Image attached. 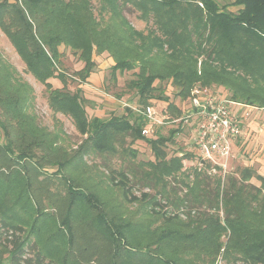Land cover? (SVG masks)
<instances>
[{
	"label": "trees",
	"instance_id": "1",
	"mask_svg": "<svg viewBox=\"0 0 264 264\" xmlns=\"http://www.w3.org/2000/svg\"><path fill=\"white\" fill-rule=\"evenodd\" d=\"M98 2L99 18L94 12L93 0H0V29L9 37L27 71L49 89L53 87L49 81L51 77L66 78L57 73L61 64V45L71 48L83 60L84 67L77 72L81 82H86L97 65L94 53L107 51L114 58L113 77L118 72L132 71L133 77L126 87L138 94L141 106L138 113L112 115L107 119L89 118L81 88L76 91L55 89L50 93V106L56 112L70 115L81 133L87 134L77 149L82 156L90 150H115L118 135L128 132L136 140H145L151 145L156 157L152 164L162 173L180 170L183 159L194 153L186 152L180 156L174 151L169 155L166 147L169 142H175L174 137L183 130L182 124L178 122V127L168 136L148 137L143 133L149 124L145 114L147 107L167 102V122H174L183 113L182 108L170 100L165 88L157 85L160 81L172 79L181 100L189 97L195 84L217 82L233 91V99L264 107V70L254 68V52L250 46L238 49L244 45L239 44L242 38H246L247 43L250 40L264 47V0H232L223 6L217 0ZM127 3L140 10L144 19H152L156 31L144 34L137 30L125 16ZM230 6L238 9L230 10ZM106 13L109 14L107 20ZM188 18L197 22L204 20L218 36L217 53L208 52L201 68L198 67L200 47L186 43L187 37H182L186 23L190 22L185 21ZM228 66L233 69L229 70ZM239 69L250 79L237 73ZM153 101L158 103L153 105ZM33 107L31 86L16 75L12 65L0 54V182L3 183L0 199H7L12 205L21 206L25 213L32 214L33 207L28 202L33 198L31 193L27 188L12 189L9 183L15 182L14 177H20L22 172L30 173V168L57 166L55 173L61 174L68 188L65 206H59L60 229L69 230L71 238L66 249L53 244L55 231L46 232L52 236L43 242V229L36 219L28 224L26 219L20 221L0 212V264H214L224 230L217 217L201 216L194 227L185 229L179 223L178 212L168 214L166 205L153 199L148 192L135 194L129 174L117 169L109 174L110 183L123 190L128 202L151 205L149 216L152 218V213H161L168 228L161 232L159 228H153L152 222L142 224L121 213H111L106 209L107 202L96 191L70 175L72 157L59 143L61 132L41 125ZM63 170L68 174H62ZM254 176L261 179V186L249 184ZM220 181V178L210 181L207 176L196 178L184 196L173 201L174 206L179 209L187 199L200 203L206 200L211 206L217 205ZM33 182L34 177L28 178L27 187ZM212 182H218L219 187L212 186ZM227 187L229 191L225 190L223 199L232 230L227 252H236L233 264H264V205L254 206L259 203L264 189V176L245 167L239 179L230 178ZM211 188L218 200H208ZM81 203L89 207L87 225L106 228L107 234L103 236L106 244L100 245L91 236L90 244L84 249L75 246L74 214ZM35 204L38 214L54 215L47 212L40 201ZM52 244L54 249L49 250ZM91 252L93 254L88 258L87 253ZM3 253H8V257H3Z\"/></svg>",
	"mask_w": 264,
	"mask_h": 264
},
{
	"label": "rangeland",
	"instance_id": "2",
	"mask_svg": "<svg viewBox=\"0 0 264 264\" xmlns=\"http://www.w3.org/2000/svg\"><path fill=\"white\" fill-rule=\"evenodd\" d=\"M217 1L223 6L232 0ZM93 6L94 12L99 18L100 3L98 0H93ZM229 9L236 11L238 7L230 6ZM125 16L137 30L142 31L144 34L152 30L156 31L153 20H149L148 18L144 19L141 16V11L135 9L131 3L126 4ZM108 17L109 14L106 13L105 19L107 20ZM191 19L193 18L185 19V21L189 22ZM157 33L160 34L158 30ZM182 37H187L186 43L200 47L202 53L199 57V68H201L202 61L207 59L206 55L208 52L216 54L219 49L217 47L218 36L212 30L210 24L205 23L204 20H200L199 22L192 20L188 25L186 23V28L182 32ZM239 44H244L242 47H238L239 50H242L245 45L246 47L250 46V48H252L254 52V68L259 67L261 70H264V47L250 40L247 43L246 38H242ZM59 49L62 52V56L60 58V68L57 73L64 74L63 76H66V78L63 80V78L51 77L49 81L52 83L53 87L49 89L27 71L25 62L15 50L9 37L0 29V54L12 65L16 71V75L31 86L34 96V107L32 109L37 115L39 123L52 131L61 132L62 138H60L59 143L67 149L69 156L72 157V168H69L70 175L74 178H79L86 187L93 189L92 191H96L102 199L107 202L106 209L111 213H121L142 224L152 222L153 228L157 227L161 232L164 228H168L164 223L162 214L152 213L151 218L148 214L149 211H151V205L143 202H128L123 196V190L118 186L112 185L109 181L108 176L113 169L124 170L129 174L131 182L135 187V194H141L144 191L148 192L153 199L166 205L165 210L168 214H175L178 212L179 223L184 225L185 229L194 227L198 218H201V216L214 215L224 227L220 236L221 249L218 256L214 258V264H233L234 254L236 252H227L232 230L227 222L228 209H226V203L223 198L225 197V193H227L225 190L229 191V187L227 186L230 178L239 179L243 168L251 167L256 170L258 174L264 176V107L251 109V114L247 118L244 129V136L241 135L243 136V151L237 153V156L230 160L228 168H213L214 163L212 161H208L206 165L198 161L197 151L192 144V129L189 125L182 126L183 130L178 132L174 137L175 142H169L167 144L166 150L169 155H172L174 151H178L177 153L180 156L186 152L194 153V155L189 158L185 157L182 161V168L173 173H162L159 168L154 167L152 162H155L156 157L151 145L145 140H136L134 136L128 132L118 135L115 150H90L85 156H82L77 149L82 141L85 140L87 134L81 133L70 115L60 111L56 112L50 106L49 96L52 90L76 91V89L81 88L83 90V96L86 99L85 106L89 118L97 116L107 119L112 115H126L133 114V112L138 113V108L140 109L141 106L138 103V94L134 90L126 87V83L133 77L132 71L118 72L116 77H113L111 74V67L115 64V60L109 52L94 53L93 58L97 65L93 72L103 71L99 73V75L97 73H91L86 82H81L77 72L84 67V62L79 57V54L65 45H61ZM107 58L111 61H108ZM106 61L109 63L111 62V64H108L105 68L98 67L100 62ZM214 62H216V60H214ZM228 69L232 70L233 68L228 66ZM236 72L243 75L245 74L241 69ZM245 76L250 79L246 74ZM247 83L249 84V82ZM157 85L161 86L163 89L165 88V92L170 100L178 104V106L184 110L185 103L177 95L176 87L173 85L172 79L157 82ZM204 86L212 87L214 90L220 92V94L232 97L233 91L223 84L213 82ZM154 102L158 103V101H153V105H155ZM156 108L158 112L161 111L165 114L167 102L161 101ZM147 125L145 127H147ZM175 127H178V122L166 121L164 124L154 123L151 126V130L146 135L148 137H157L159 134L168 136ZM82 162H85V164H82ZM57 168V166L30 168V173L24 174L22 172L21 174L19 173L20 177H14L15 182L9 183V181H7L10 188H15L17 190H20V188H27V192L31 193L35 200L34 201L32 198L28 201L33 207L31 208L32 214L29 215V213H25L21 206L12 205L7 199H0V212L20 221L26 219L28 224H31L36 219L39 227L43 229V242H47L48 238L52 236L46 235V232L52 233L55 231L56 234L53 235V244L66 249L71 234L69 230L66 231L64 227L60 229L59 206H65L68 188L61 174L55 173ZM41 171L43 173H41ZM66 172L67 171L63 170L62 174H68ZM205 176H207L210 181L216 178L221 179V192L218 202V204L220 203L219 207L218 204L211 206V203L206 200L200 203L191 202L190 199H187L182 206L177 209L173 201L177 200L179 196H184L188 186H190L196 178ZM32 177H34L33 185L27 187L26 181L28 178ZM249 182V184L253 183L256 187L262 184L261 179L255 176L252 177ZM215 185L218 186V182L212 184V186ZM0 186H3L2 182H0ZM213 189L211 188L209 190L208 195L210 198L208 200L215 201L218 200V198H214L215 191ZM248 189L250 188L248 187ZM222 190H224V192ZM163 194H165V196ZM167 200H171L172 202L169 201L170 203H166ZM37 201H40L43 207H46L44 209H46L47 212L53 213L54 215L43 216L45 213L38 214L36 209L37 205L35 204ZM263 203L264 189L261 191L259 203L256 202L254 206H259L260 204L264 205ZM28 210L30 211V209ZM76 212L74 214L75 226L73 229L75 234L74 237L77 241L75 246L78 249H84V247L90 244L91 236H94L95 240L97 239L100 245H102L103 242L106 244L107 241L103 238L104 234H107L106 228L102 225L98 226L97 224L91 225V227L87 225L90 217L89 207L81 203ZM52 224H54L53 228L48 231V227ZM137 228L138 227H136V229ZM53 244L49 245V250L54 249ZM87 254L89 258L93 252ZM3 257H8V253H3ZM91 259H93V257ZM200 259L203 263L205 262L204 257ZM207 264H209V262H207Z\"/></svg>",
	"mask_w": 264,
	"mask_h": 264
},
{
	"label": "built area",
	"instance_id": "3",
	"mask_svg": "<svg viewBox=\"0 0 264 264\" xmlns=\"http://www.w3.org/2000/svg\"><path fill=\"white\" fill-rule=\"evenodd\" d=\"M182 101L185 103L183 113L174 122L191 127L198 161L203 165L212 161L213 168H228L230 160L236 157L234 145L243 134L245 121L251 109L258 107L222 95L201 83L195 84L189 97ZM145 114L149 124L144 128V134L154 123H166L167 115L158 112L155 106L147 107Z\"/></svg>",
	"mask_w": 264,
	"mask_h": 264
},
{
	"label": "crops",
	"instance_id": "4",
	"mask_svg": "<svg viewBox=\"0 0 264 264\" xmlns=\"http://www.w3.org/2000/svg\"><path fill=\"white\" fill-rule=\"evenodd\" d=\"M107 60L108 61H111L109 58H107ZM110 65L111 64V62L109 63V62H100V64L98 65V67H100V68H105L107 65ZM103 70H100L99 72L98 71H96V72H92V74L93 73H97L98 75H99V73H101ZM101 77V76H100ZM246 122H247V120L245 121V124H244V127H243V134H244V129H245V126H246ZM242 134V135H243ZM244 136V135H243ZM243 136H241V137H239V139L237 140V142L235 143V145H234V153L236 154V156H237V153H239V152H241V151H243L242 149L244 148V145L242 144V137Z\"/></svg>",
	"mask_w": 264,
	"mask_h": 264
}]
</instances>
